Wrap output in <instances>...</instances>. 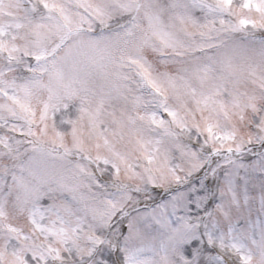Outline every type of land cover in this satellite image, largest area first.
<instances>
[{
	"label": "snow or ice",
	"instance_id": "1",
	"mask_svg": "<svg viewBox=\"0 0 264 264\" xmlns=\"http://www.w3.org/2000/svg\"><path fill=\"white\" fill-rule=\"evenodd\" d=\"M0 264H264V0H0Z\"/></svg>",
	"mask_w": 264,
	"mask_h": 264
}]
</instances>
